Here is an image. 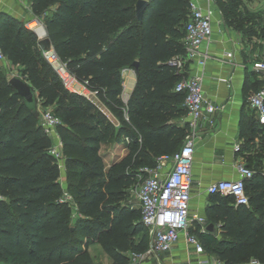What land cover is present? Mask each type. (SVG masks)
I'll return each mask as SVG.
<instances>
[{
    "label": "trees",
    "instance_id": "trees-1",
    "mask_svg": "<svg viewBox=\"0 0 264 264\" xmlns=\"http://www.w3.org/2000/svg\"><path fill=\"white\" fill-rule=\"evenodd\" d=\"M28 1L54 53L116 121L89 97L66 89L35 33L0 11V52L59 119L66 180L63 189L53 138L14 93L0 64V264H96L90 244H99L110 264H128L132 252L148 245L129 190L142 180L137 176L144 166L175 151L188 135L184 93L174 89L187 64L179 69L170 62L185 51L188 0H148L140 20L136 0ZM214 1L225 25L264 44V3ZM134 61L136 81L124 99L121 70ZM255 120L264 127L253 110L240 116V146L252 140ZM242 150L237 154L244 157ZM252 159L245 157V165L255 166L244 180L248 203L209 193L206 218L220 225V237L199 227L195 234L223 264L264 262V163Z\"/></svg>",
    "mask_w": 264,
    "mask_h": 264
},
{
    "label": "built area",
    "instance_id": "built-area-1",
    "mask_svg": "<svg viewBox=\"0 0 264 264\" xmlns=\"http://www.w3.org/2000/svg\"><path fill=\"white\" fill-rule=\"evenodd\" d=\"M206 1L207 5L201 7L188 0L190 11L184 23L183 35L185 51L183 55L175 56L170 61L179 69L190 60H195L201 67L205 63L206 58L204 55H198V49L200 44L208 39L212 33L211 5L215 3L214 0ZM31 22L35 24L33 27H29ZM26 27L36 34L37 39L46 35L45 29L38 19L30 21ZM37 28L43 30L42 34L37 33ZM41 52L66 89L83 94L90 99L91 95H95L85 82L77 80L68 71L52 48L41 50ZM1 59H4V56L0 52ZM251 67L259 74L261 86L247 96V103L254 111L258 121L264 123V50L262 55L252 62ZM201 77L200 72H188L174 85L176 91L184 93L188 135L184 137L179 148L172 153L157 156L155 165L144 166L142 168L144 175L139 174V177L143 178L139 183L136 196L141 221L148 233V245L144 251L132 252L128 264H143L154 254L170 249L181 235H183L186 244L194 247L197 254L204 252L196 235L188 232L191 220L189 217L190 187L192 184L190 164L194 151L193 135L199 127L212 123L213 113L218 109V105L203 95ZM96 105L99 104L96 103ZM39 121L43 131L53 138L51 152L58 159V166L61 168L63 158L60 151V140L56 132L59 119L51 110L43 108L40 110ZM235 148L237 149L238 146ZM234 167L235 177L210 182L206 190L208 193L230 194L236 204H247L248 196L244 190V180L250 177L253 171L241 160L236 161ZM64 197L70 198L66 192H64ZM194 218L199 222V230L204 231V217L194 215ZM190 263L204 264L205 261L198 255L193 257ZM214 264L223 263L216 258ZM250 264H264V262L251 261Z\"/></svg>",
    "mask_w": 264,
    "mask_h": 264
},
{
    "label": "crops",
    "instance_id": "crops-1",
    "mask_svg": "<svg viewBox=\"0 0 264 264\" xmlns=\"http://www.w3.org/2000/svg\"><path fill=\"white\" fill-rule=\"evenodd\" d=\"M191 1L201 7L207 5L206 0ZM250 3L254 7H259L261 0H250ZM0 11L11 14L25 26L36 19L28 0H0ZM211 11L212 33L198 49V55L205 56V63L201 67L195 60H190L185 68L189 73H201L203 95L218 105V109L213 113L212 123L199 127L193 135L194 151L190 164L192 184L189 203L191 220L188 232L194 235L199 227L194 215L204 217V225L210 222L206 218V208L210 205L207 185L219 179L235 177L234 165L236 161L242 160V156L237 154L242 141L239 131L240 116L243 115L246 119L252 112L247 103V96L261 86V79L252 69L251 64L262 55L264 50V44L244 40L240 31L225 25L215 3L211 5ZM0 64L17 69V65L5 58L0 60ZM121 77L122 97L125 99L135 84L136 74L132 68L126 67L121 70ZM91 99L102 106L104 113L110 119L115 120L110 110L102 105L95 95H91ZM124 152V148L118 151L119 154ZM112 154L113 151L109 152L107 158L110 159ZM63 167L64 161L60 168L59 181L65 189ZM136 205L138 206V201ZM214 223L217 225L216 234L206 232L220 237V225ZM88 251L96 264H110V257L103 252L99 244H90ZM198 255L204 259V264H214L217 258L206 250L197 254L194 247L186 244L181 235L170 249L154 254L143 264H191L190 260Z\"/></svg>",
    "mask_w": 264,
    "mask_h": 264
},
{
    "label": "water",
    "instance_id": "water-1",
    "mask_svg": "<svg viewBox=\"0 0 264 264\" xmlns=\"http://www.w3.org/2000/svg\"><path fill=\"white\" fill-rule=\"evenodd\" d=\"M147 2L148 0H136L135 15L138 20L141 19ZM38 45L41 50H48L51 48L50 40L46 35L38 39ZM136 68L137 61H134L132 63V69L135 74L137 73ZM8 84L12 86L14 93L20 96L22 104L28 109V111L34 116L39 117V105H41V102L32 84L20 74L11 75L8 78ZM204 231L215 235L217 232V225L214 222H208L204 227Z\"/></svg>",
    "mask_w": 264,
    "mask_h": 264
},
{
    "label": "rangeland",
    "instance_id": "rangeland-1",
    "mask_svg": "<svg viewBox=\"0 0 264 264\" xmlns=\"http://www.w3.org/2000/svg\"><path fill=\"white\" fill-rule=\"evenodd\" d=\"M264 3V0H261V4ZM36 36V34H35ZM1 69L7 74V75H13V74H19V73H16L17 72V69L12 67V66H9V65H2L1 64ZM43 108H46L48 110H51V106H42V105H39V111ZM249 109L251 110L250 106H249ZM252 111V110H251ZM254 131L253 133L249 134L250 138H252V140H249V141H245L242 143V145L240 146V148H243L242 151H244V157H242V162L246 163L245 162V157L248 156V155H251L253 156V159H261L262 158V162L264 163V127L262 125H259L257 123V121L255 120L254 121ZM109 158H106V161H108ZM255 161V160H254ZM247 165V164H246ZM249 168L251 169H254L255 166L253 164L251 165H247ZM139 176H137L138 178ZM138 186L139 184L130 189L129 190V194H130V199L132 200V202H134L135 204L137 203V196H136V192L138 190Z\"/></svg>",
    "mask_w": 264,
    "mask_h": 264
},
{
    "label": "bare ground",
    "instance_id": "bare-ground-1",
    "mask_svg": "<svg viewBox=\"0 0 264 264\" xmlns=\"http://www.w3.org/2000/svg\"><path fill=\"white\" fill-rule=\"evenodd\" d=\"M35 24L33 23V22H31L30 24H29V27H33ZM42 32H43V30L41 29V28H37V33L38 34H42Z\"/></svg>",
    "mask_w": 264,
    "mask_h": 264
}]
</instances>
